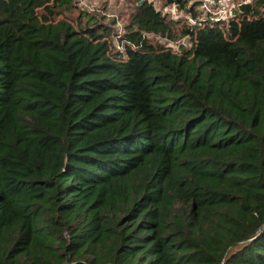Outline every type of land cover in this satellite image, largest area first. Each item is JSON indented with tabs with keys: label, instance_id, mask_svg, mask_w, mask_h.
<instances>
[{
	"label": "trees",
	"instance_id": "1",
	"mask_svg": "<svg viewBox=\"0 0 264 264\" xmlns=\"http://www.w3.org/2000/svg\"><path fill=\"white\" fill-rule=\"evenodd\" d=\"M65 3L0 0V264H264V0Z\"/></svg>",
	"mask_w": 264,
	"mask_h": 264
},
{
	"label": "rangeland",
	"instance_id": "2",
	"mask_svg": "<svg viewBox=\"0 0 264 264\" xmlns=\"http://www.w3.org/2000/svg\"><path fill=\"white\" fill-rule=\"evenodd\" d=\"M138 0H69V3H65L63 6H57L59 14L57 17H64L72 24L82 25L86 21L89 23L88 17L92 15L94 18L101 19L104 22L110 23L113 31L120 32L123 25L127 23L129 13L133 8V5ZM150 1L156 9L161 10L162 13L166 14L172 20H177V26L180 23H186L187 9L190 5H195L197 0H180L182 5H179L175 0H147ZM238 1V0H235ZM194 3V4H193ZM89 6H98L102 9V13L94 14ZM41 12V10H39ZM103 17V18H102ZM179 21V22H178ZM222 27L221 24L218 25ZM147 38L152 43H165L173 44L171 41H166L165 38L152 33H146ZM176 41H182L188 45L187 37L179 36L178 31L175 34ZM115 43V42H114ZM175 45H172L174 47Z\"/></svg>",
	"mask_w": 264,
	"mask_h": 264
},
{
	"label": "built area",
	"instance_id": "3",
	"mask_svg": "<svg viewBox=\"0 0 264 264\" xmlns=\"http://www.w3.org/2000/svg\"><path fill=\"white\" fill-rule=\"evenodd\" d=\"M239 1L241 0H197L193 11H187L186 23L201 26L227 22V19L233 15V9L238 7ZM89 9L94 14L103 12L98 6H89Z\"/></svg>",
	"mask_w": 264,
	"mask_h": 264
},
{
	"label": "water",
	"instance_id": "4",
	"mask_svg": "<svg viewBox=\"0 0 264 264\" xmlns=\"http://www.w3.org/2000/svg\"><path fill=\"white\" fill-rule=\"evenodd\" d=\"M141 2H142V0H138V1H137L138 4L141 3Z\"/></svg>",
	"mask_w": 264,
	"mask_h": 264
}]
</instances>
